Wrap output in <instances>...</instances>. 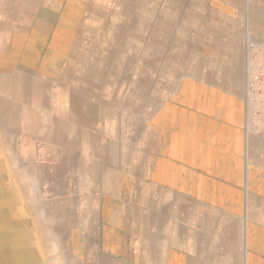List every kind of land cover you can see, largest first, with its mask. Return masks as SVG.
I'll return each mask as SVG.
<instances>
[{
  "label": "crops",
  "instance_id": "1",
  "mask_svg": "<svg viewBox=\"0 0 264 264\" xmlns=\"http://www.w3.org/2000/svg\"><path fill=\"white\" fill-rule=\"evenodd\" d=\"M264 0H0L7 264H264Z\"/></svg>",
  "mask_w": 264,
  "mask_h": 264
},
{
  "label": "built area",
  "instance_id": "2",
  "mask_svg": "<svg viewBox=\"0 0 264 264\" xmlns=\"http://www.w3.org/2000/svg\"><path fill=\"white\" fill-rule=\"evenodd\" d=\"M246 99L264 128V44L253 45L247 72Z\"/></svg>",
  "mask_w": 264,
  "mask_h": 264
},
{
  "label": "bare ground",
  "instance_id": "3",
  "mask_svg": "<svg viewBox=\"0 0 264 264\" xmlns=\"http://www.w3.org/2000/svg\"><path fill=\"white\" fill-rule=\"evenodd\" d=\"M4 249L3 247H0V263L2 264H7V253H6V250L5 252L3 253Z\"/></svg>",
  "mask_w": 264,
  "mask_h": 264
},
{
  "label": "rangeland",
  "instance_id": "4",
  "mask_svg": "<svg viewBox=\"0 0 264 264\" xmlns=\"http://www.w3.org/2000/svg\"><path fill=\"white\" fill-rule=\"evenodd\" d=\"M245 97H246V95H245ZM0 264H2V263H0Z\"/></svg>",
  "mask_w": 264,
  "mask_h": 264
}]
</instances>
